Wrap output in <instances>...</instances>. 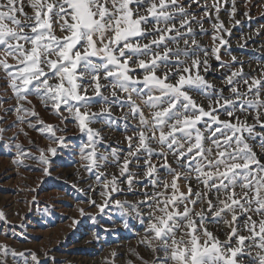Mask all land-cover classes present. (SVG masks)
<instances>
[{"label": "snow or ice", "instance_id": "obj_1", "mask_svg": "<svg viewBox=\"0 0 264 264\" xmlns=\"http://www.w3.org/2000/svg\"><path fill=\"white\" fill-rule=\"evenodd\" d=\"M193 2L199 4L188 0L189 6ZM27 7L31 14L22 0H0V73L12 93L8 99L16 101L3 111H14L19 123L25 116L36 117L42 125L38 131L65 147V136L56 132L67 129L45 123L35 106L21 103L31 104L28 98L36 97L62 122L71 117L86 136L80 151L87 171L104 166L109 155L113 158L119 176L104 180L103 204L90 203L101 213L112 204L146 224L140 243L164 253L152 264H264V73L249 76L241 65L224 80L229 95L211 84L201 74L211 67L208 50L192 27L196 23L203 31V21L180 0H28ZM212 7L219 12L218 3ZM213 27L223 29V24ZM260 35L264 32L258 29ZM212 38L220 46L227 44L219 35ZM219 52V46L211 48L217 61ZM232 61L239 63L235 56ZM220 66L226 67L222 61ZM4 103L0 96V108ZM97 104L103 106L92 111ZM113 108L121 109V115L115 116ZM4 119L0 116V123ZM129 120L136 121L131 129ZM119 121L125 133L132 131L125 135L126 153L121 157V150L112 148L98 155L103 137L91 125L111 128ZM7 130L0 127V140ZM38 150L37 159L49 165L45 150ZM46 151L55 156L58 148ZM24 155L18 152L14 162L22 163ZM161 170L171 181L161 177ZM43 171L49 174L48 167ZM104 175L96 176L97 183ZM181 178L188 183L186 193L179 189ZM193 178L202 190H193ZM123 183L128 193L142 198L114 199L113 194L125 191ZM137 186L144 190L137 191ZM220 221L229 229L223 240L205 226ZM0 253L24 256L7 245H0ZM31 258L39 264L35 253Z\"/></svg>", "mask_w": 264, "mask_h": 264}, {"label": "rangeland", "instance_id": "obj_2", "mask_svg": "<svg viewBox=\"0 0 264 264\" xmlns=\"http://www.w3.org/2000/svg\"><path fill=\"white\" fill-rule=\"evenodd\" d=\"M235 9L245 10L250 14L258 13L251 0H238ZM197 41L208 50V63L211 67L207 73H201L208 79L212 70L218 72V66L221 67L211 53V48L220 47L221 60L225 58V52L223 46L206 45L202 37ZM200 57L204 58L203 52ZM228 70L223 67V71L219 69V73H229ZM219 86L222 88L221 83ZM0 96L7 100L3 108H0V116L5 117L0 127L8 129L0 140V213L4 214V219L0 220V245H7L16 253H24L23 257H13L10 253L5 257L0 253V260H3L4 264H25V261L27 264H35L31 253H35L39 264H152L157 257L163 258V252L153 253L140 243L146 224L140 228L136 226L134 213L122 214L121 209L112 204L101 213L90 203L94 200L96 204H103V182L105 179L110 180L112 174L119 176V169L112 163L113 158L109 155V160L104 166L91 172L86 170L88 161L83 159L80 145L86 142L87 138L79 132L67 112L62 115L68 119L62 122L52 115L51 108H45L31 96L28 98L31 104L21 102L25 108L35 106L39 118L45 123L67 129L64 132H56L57 136L63 135L66 138V146L59 147L49 138V134L38 131L42 125L36 124V117L25 116V122L19 123L14 111H3L4 108L13 107L16 101L8 99L12 93L7 89L2 73ZM200 102L202 103V100ZM102 106L94 105L92 111H99ZM112 111L115 116H120L122 112L119 108H113ZM29 120L36 124V128L28 126ZM135 123L136 121L129 120V128ZM12 124L15 126L9 128ZM123 124V121H119L111 128L102 123L91 125L99 130L103 137V141L97 145L98 155L108 154L112 148H117L121 150L120 155L123 157L128 147L125 135H132L131 130L124 132ZM17 144L21 145L19 150ZM48 147L58 148L55 156L46 151ZM38 149L45 150V155L50 160L49 165L46 166L37 159L40 155ZM62 149H65V154ZM18 152L25 153L21 157L22 163L14 162ZM152 162L158 164L159 160L154 157ZM169 162H172L171 157ZM45 167H48V175L43 171ZM99 173L105 175L101 177V182L97 183L96 176ZM160 175L168 181L172 179L163 170ZM178 184L182 192L180 180ZM121 187L125 191L113 194L114 199L131 202L142 198L128 193L126 183L121 184ZM136 190L144 189L137 186ZM80 209H83V215L80 214ZM74 220L77 223H73Z\"/></svg>", "mask_w": 264, "mask_h": 264}, {"label": "built area", "instance_id": "obj_3", "mask_svg": "<svg viewBox=\"0 0 264 264\" xmlns=\"http://www.w3.org/2000/svg\"><path fill=\"white\" fill-rule=\"evenodd\" d=\"M181 3H184V6L187 11L194 14L196 20H202V28L196 23L192 24L196 32V39L200 37L205 39L206 45H219V40L213 41V35H219L227 41V44L223 46L225 52V58L221 61L226 65V68L229 69V73L220 74L219 69L223 71V67L218 66V72L211 71L208 81L213 84L217 89L220 88L219 83L222 84V88L225 89L224 95H229L227 91L228 86L224 83V80L227 75H230L232 71H239L241 65H243V72L252 77H261V73H264V35L256 36V32L260 29L264 32V29L261 26H264V0H251L253 6L257 8L256 12L249 13L248 17L244 16L245 10L235 11V14L232 13L233 0H199V4L193 2L189 6L188 0H180ZM242 2V1H240ZM244 2V1H243ZM219 4L220 10L217 12L215 7H212L213 4ZM234 3H238V0H234ZM207 7L208 14H204V9ZM262 10V11H261ZM255 14V15H252ZM236 21H240L239 24ZM223 24V29H227L225 32L223 29H214L213 25ZM147 42V41H145ZM235 56L239 63H233L232 57ZM229 58V60H228ZM242 91L246 90V86L243 85L241 81L239 85ZM194 97L202 103L207 101L203 100L202 97ZM226 117H221L225 119ZM241 119H244L241 116ZM249 123H252L251 117L248 119ZM173 167L176 165L173 163ZM182 192H187L188 183L185 182L183 178L180 179ZM191 186L194 191L202 190V186H197V181L193 178L191 180ZM201 205H197L196 210H200ZM135 215V214H133ZM136 218V226L142 227L139 219ZM230 219V216L227 217ZM210 231H213L216 235L219 236L221 240L225 239L227 233L229 232L228 227L220 221L217 224L208 223L205 225ZM136 229V227H134Z\"/></svg>", "mask_w": 264, "mask_h": 264}, {"label": "crops", "instance_id": "obj_4", "mask_svg": "<svg viewBox=\"0 0 264 264\" xmlns=\"http://www.w3.org/2000/svg\"><path fill=\"white\" fill-rule=\"evenodd\" d=\"M22 2L25 4V11L26 12H28L29 14H31V9L29 8V7H27V4H28V0H22ZM32 97V96H31ZM32 98H35L37 101H39L40 102V100L39 99H37L36 97H32ZM41 103V102H40ZM49 108H50V106H49ZM52 113V115L54 116L55 114H53V112H51ZM62 114H65V112H62ZM64 116V115H63ZM55 117H56V119H60L59 118V116H57V115H55ZM65 149H62V151L64 152V154H65V151H64Z\"/></svg>", "mask_w": 264, "mask_h": 264}]
</instances>
